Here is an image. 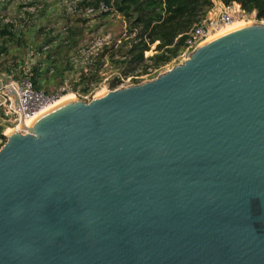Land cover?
Instances as JSON below:
<instances>
[{"label":"water","instance_id":"95a60500","mask_svg":"<svg viewBox=\"0 0 264 264\" xmlns=\"http://www.w3.org/2000/svg\"><path fill=\"white\" fill-rule=\"evenodd\" d=\"M21 127L0 148V264H264V22Z\"/></svg>","mask_w":264,"mask_h":264},{"label":"trees","instance_id":"16d2710c","mask_svg":"<svg viewBox=\"0 0 264 264\" xmlns=\"http://www.w3.org/2000/svg\"><path fill=\"white\" fill-rule=\"evenodd\" d=\"M101 1H105L113 10L98 14L99 16L117 12L127 22L125 37L119 44L112 45L117 47L120 58L116 62L126 75H132L139 68L148 72L150 68H159L175 59L185 47L187 33L206 18L218 2L225 5L237 2L246 12L255 11L257 19H264V0H82L80 7H98ZM65 24H68L66 32L63 31V26L60 29L53 27L43 31V28L36 29L38 27L35 25L31 30L47 33L46 39L37 46L45 56L32 67L37 89L43 90L46 87V76L50 71L61 77L63 83L67 66L71 69L74 66L72 53L77 49L82 32L77 25L62 23ZM16 26L14 23L0 26V55L6 53L10 41L21 39L20 33L23 29ZM154 45L155 52L146 56ZM110 48L107 47L105 52ZM8 70L12 72L11 67ZM88 80V76L81 75L83 84ZM120 81L121 77H117L112 85L115 86ZM135 82L138 80L135 79ZM83 91H87V88L84 87ZM45 92L49 94L48 91ZM0 135L6 138L2 133Z\"/></svg>","mask_w":264,"mask_h":264},{"label":"rangeland","instance_id":"374dc122","mask_svg":"<svg viewBox=\"0 0 264 264\" xmlns=\"http://www.w3.org/2000/svg\"><path fill=\"white\" fill-rule=\"evenodd\" d=\"M60 2L61 0H4L3 2H0V10L3 12L0 13V26L6 24V22L3 21V18H6L9 19V21L12 20L13 22L10 23L17 25L16 28L21 27L23 29L22 33H20L21 39L19 41H10L9 44H7L8 50L6 53L0 55V73L7 74L2 77L12 76L15 79H18L19 75L24 74V69H28L29 66L32 68L44 58V53H41L37 46L46 39L47 33L40 32V30L36 32L35 29H33L34 31H31L35 25L38 27L36 29L43 28V31H46L49 28L53 29V27L60 29V26L68 25H62V23L66 22L71 25H77L82 32V37L76 48L80 47L81 44L91 45L93 40L99 35L111 34L110 44L103 48L100 56L97 57V61L81 62L82 59H79L78 62H75L74 60V66L72 69L67 66L63 76V83L61 82V77L54 75V73L50 71L46 76V87L43 88L44 91H48L50 94L57 93L59 89L65 86L69 89L66 94L74 92L81 94L86 93L87 95H90V98L92 99L97 92H99L105 85L112 84L117 77L127 79L129 76H143L142 79H136L138 82H141L156 77L159 73L166 71L174 64L186 58L176 57L157 71L155 68H150L148 72H144L142 68H139L137 72L132 75H126L123 72L124 69H122L116 62V60L120 58L117 47L112 46L114 44H119L121 39L126 35L127 22L123 16L117 12H113L108 16H88L86 15L84 8H81V11L78 13L70 15L62 10ZM37 3L42 4V7L34 11V6ZM46 10H49L50 12H47ZM45 13H48L49 16H45ZM1 14L3 15V18H1ZM246 19V21H256V14L254 12L248 13ZM33 22H35L34 25ZM245 22L238 21L234 24V27ZM230 28L233 27H228L226 30ZM111 46L112 48H110ZM107 47L110 49L105 52ZM75 52L76 51L72 53L73 56L75 55ZM154 52L155 45L152 47L151 51L146 53V56L152 55ZM8 67L12 68V72L8 70ZM151 70H153V74L151 73L150 75H147ZM82 74H85L89 78L88 82L85 84L81 82ZM134 80L135 79L132 78L131 82ZM138 82L134 81V83ZM84 87L87 88V91L85 92L83 91ZM1 115H4L2 106H0V116ZM8 127H11L9 122L1 119L0 134L2 133L5 136L4 131ZM6 141L7 138H2L0 135V148Z\"/></svg>","mask_w":264,"mask_h":264},{"label":"built area","instance_id":"2783aa9c","mask_svg":"<svg viewBox=\"0 0 264 264\" xmlns=\"http://www.w3.org/2000/svg\"><path fill=\"white\" fill-rule=\"evenodd\" d=\"M4 0H0L3 2ZM40 1V0H36ZM82 0H61L62 10L66 14H76L81 11L80 2ZM222 4V6H221ZM42 7V4H36L34 6V11ZM113 8L109 6L105 1H101L98 7L88 6L85 8L86 15H98L103 12L112 11ZM41 11V10H40ZM26 12V11H25ZM24 12V13H25ZM0 13H3L0 10ZM256 14V12L254 11ZM248 12H246L242 6L233 2L229 5H225L222 2H218L214 8L209 11L206 18L201 22L196 24L188 33L185 42V47L177 57H188L189 53L199 46L205 40L223 32L228 27H234L238 21H246ZM23 17V16H21ZM1 18L3 15L1 14ZM4 22H13L12 20L3 18ZM255 21V20H254ZM256 21L264 22L256 17ZM246 22H251L248 20ZM245 22V23H246ZM23 25V24H21ZM67 27L63 26V31H67ZM95 38V37H94ZM111 34L97 36L91 45H82L77 48L75 55L72 57L74 63L82 59L81 62H93L96 61L97 57L103 51V48L110 44ZM162 67V66H161ZM159 67V68H161ZM159 68H155L156 71ZM24 74L19 75L18 79L14 77H2L7 74L0 73V106L3 107L4 115L0 116V120H6L9 122L11 127H8L4 134L6 136L7 130L17 129L21 132H26L22 127V121L28 124L31 120L35 119L44 109L52 106L56 101H58L63 95L68 92V87H62L57 93L48 94L44 90L37 89L34 84V72L29 66L28 69H24ZM147 73V75H150ZM155 71V70H154ZM153 74V73H152ZM133 79H142L143 76H129L127 79L121 78L115 86L112 84L105 85L102 89L106 91L113 90L116 88L124 87L129 84H133ZM152 79V78H151ZM98 93V92H97ZM68 94V93H67ZM75 97H79L85 100H90V95H85L81 93H72ZM6 119H5V118Z\"/></svg>","mask_w":264,"mask_h":264},{"label":"bare ground","instance_id":"6f19581e","mask_svg":"<svg viewBox=\"0 0 264 264\" xmlns=\"http://www.w3.org/2000/svg\"><path fill=\"white\" fill-rule=\"evenodd\" d=\"M101 90H103V89H101ZM101 90H100V91H101ZM68 97H75V96H74L72 93H69V94L63 95L58 101H56L52 106H49V107H47L46 109H44L39 115H41V114L44 113L45 111L51 109L52 107L58 105L59 103L65 101ZM11 130H12V129L7 130V133L10 132Z\"/></svg>","mask_w":264,"mask_h":264},{"label":"crops","instance_id":"0c3cea01","mask_svg":"<svg viewBox=\"0 0 264 264\" xmlns=\"http://www.w3.org/2000/svg\"><path fill=\"white\" fill-rule=\"evenodd\" d=\"M221 6H222V4H221ZM46 11H47V12H50L49 10H46ZM43 12H44V11H43ZM45 16L48 17V16H49L48 13H45Z\"/></svg>","mask_w":264,"mask_h":264}]
</instances>
